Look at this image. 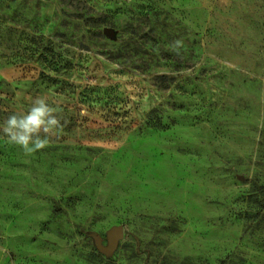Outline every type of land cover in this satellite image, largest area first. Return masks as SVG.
I'll list each match as a JSON object with an SVG mask.
<instances>
[{
    "label": "rangeland",
    "instance_id": "374dc122",
    "mask_svg": "<svg viewBox=\"0 0 264 264\" xmlns=\"http://www.w3.org/2000/svg\"><path fill=\"white\" fill-rule=\"evenodd\" d=\"M41 96L0 264H264V0H0V128Z\"/></svg>",
    "mask_w": 264,
    "mask_h": 264
},
{
    "label": "clouds",
    "instance_id": "9594fccd",
    "mask_svg": "<svg viewBox=\"0 0 264 264\" xmlns=\"http://www.w3.org/2000/svg\"><path fill=\"white\" fill-rule=\"evenodd\" d=\"M60 128L57 108L41 96L33 100L26 112L10 115L0 131L9 143L18 145L25 155L44 149L49 144V135Z\"/></svg>",
    "mask_w": 264,
    "mask_h": 264
},
{
    "label": "water",
    "instance_id": "95a60500",
    "mask_svg": "<svg viewBox=\"0 0 264 264\" xmlns=\"http://www.w3.org/2000/svg\"><path fill=\"white\" fill-rule=\"evenodd\" d=\"M105 33L110 35L111 31L106 29ZM124 232L122 227L111 228L106 235L107 245L103 246L101 243V238L98 236L94 237V242L97 250L103 255L110 257L115 252L119 241L123 238Z\"/></svg>",
    "mask_w": 264,
    "mask_h": 264
}]
</instances>
